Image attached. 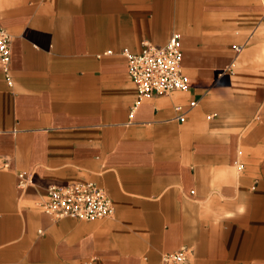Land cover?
Listing matches in <instances>:
<instances>
[{
    "label": "crops",
    "instance_id": "0c3cea01",
    "mask_svg": "<svg viewBox=\"0 0 264 264\" xmlns=\"http://www.w3.org/2000/svg\"><path fill=\"white\" fill-rule=\"evenodd\" d=\"M0 27V264H161L183 247L264 264V0H0ZM174 33L187 90L139 101L123 51ZM68 183L103 189L114 215L40 211Z\"/></svg>",
    "mask_w": 264,
    "mask_h": 264
},
{
    "label": "built area",
    "instance_id": "2783aa9c",
    "mask_svg": "<svg viewBox=\"0 0 264 264\" xmlns=\"http://www.w3.org/2000/svg\"><path fill=\"white\" fill-rule=\"evenodd\" d=\"M10 55L11 39L0 27V65L5 72ZM123 55L127 60L128 73L135 84L139 101L154 95L166 96L187 90L188 79L181 68L182 53L178 33L172 34L165 46L145 43L140 54L135 55L124 50ZM178 120L183 122V116L178 117ZM19 178V187L22 188L24 176L20 175ZM37 207L55 220L69 217L92 222L114 215L110 197L103 189L89 183L50 186L45 199ZM192 261L191 250L183 247L172 254L164 255L161 264H192Z\"/></svg>",
    "mask_w": 264,
    "mask_h": 264
}]
</instances>
